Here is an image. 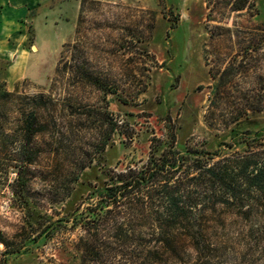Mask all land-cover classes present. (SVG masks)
Masks as SVG:
<instances>
[{
	"label": "rangeland",
	"instance_id": "obj_1",
	"mask_svg": "<svg viewBox=\"0 0 264 264\" xmlns=\"http://www.w3.org/2000/svg\"><path fill=\"white\" fill-rule=\"evenodd\" d=\"M233 1L0 0V89L12 94L0 101V264H111L85 251L91 230L31 241L112 171L145 166L167 127L173 149L208 153L232 129L264 134V0L239 12ZM28 113L39 132L25 143ZM241 190L242 210L222 191L200 207L211 216L200 264H264V195ZM133 247H115V264H143Z\"/></svg>",
	"mask_w": 264,
	"mask_h": 264
},
{
	"label": "trees",
	"instance_id": "obj_2",
	"mask_svg": "<svg viewBox=\"0 0 264 264\" xmlns=\"http://www.w3.org/2000/svg\"><path fill=\"white\" fill-rule=\"evenodd\" d=\"M247 2L234 0L233 11L244 10ZM217 93L218 86L213 90V94ZM11 96L0 89V101L6 102ZM247 109L242 105L236 112ZM237 120L235 117L229 122ZM35 123L34 115L28 113L20 125L27 143L39 132ZM167 130L171 140L163 143V150L155 147L145 166L138 170L112 171L107 183L92 191L84 209L79 207L70 215L49 223L31 243L40 240L45 244L60 231L79 228L92 232L88 235L90 247L85 251L94 257H98L97 252L101 250L112 253L111 264H115L117 257L113 249L129 244L140 252L143 264H200L202 256L209 251L207 227L211 223V216L202 213L200 207L209 204L214 208L221 191L225 195L221 204L240 210L246 206V199L236 195L242 192L241 188L264 195V143H261L264 134L241 130V127L232 129L229 143L219 147V152L208 153L187 146L182 150L173 149L174 137L169 127ZM224 149H234L235 156L221 162ZM31 156L30 153L29 158ZM179 173L184 177H176ZM161 178H165L164 183ZM201 194V200L196 199L195 196ZM152 203H163L164 207H155ZM190 206L195 211L189 209ZM145 225L150 227L141 228ZM99 226L106 228L107 241L103 245H98Z\"/></svg>",
	"mask_w": 264,
	"mask_h": 264
}]
</instances>
